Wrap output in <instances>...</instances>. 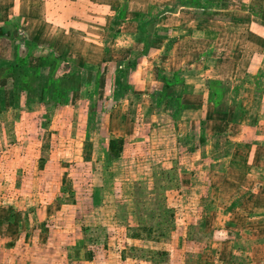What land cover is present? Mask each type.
I'll use <instances>...</instances> for the list:
<instances>
[{
	"label": "rangeland",
	"instance_id": "rangeland-1",
	"mask_svg": "<svg viewBox=\"0 0 264 264\" xmlns=\"http://www.w3.org/2000/svg\"><path fill=\"white\" fill-rule=\"evenodd\" d=\"M67 66L45 93L31 79L25 106L0 116V207L30 219L0 242V264H224L222 240L240 247L216 188L226 147L200 142L203 126H177L160 84L140 92L132 76L137 88L110 98L111 78L81 89ZM119 105L112 125L107 107ZM112 138L123 139L117 157Z\"/></svg>",
	"mask_w": 264,
	"mask_h": 264
},
{
	"label": "crops",
	"instance_id": "crops-1",
	"mask_svg": "<svg viewBox=\"0 0 264 264\" xmlns=\"http://www.w3.org/2000/svg\"><path fill=\"white\" fill-rule=\"evenodd\" d=\"M176 1L0 0V116L25 106L19 96L28 93L31 79L45 93L71 63L67 76L81 89L86 78L87 87L101 78L106 87L111 78L116 91L110 98L124 84L137 88L132 76L140 92L160 84L157 90H166L177 111V126H203L205 145L226 147L216 188L226 204L225 226L240 247L233 248L228 234L221 262L245 264L240 254L254 252L250 264H264V0ZM58 62L60 68H51ZM63 93L66 99L72 90ZM117 107H107L112 125ZM24 216L0 207L1 244L10 241L9 230L30 220Z\"/></svg>",
	"mask_w": 264,
	"mask_h": 264
},
{
	"label": "trees",
	"instance_id": "trees-1",
	"mask_svg": "<svg viewBox=\"0 0 264 264\" xmlns=\"http://www.w3.org/2000/svg\"><path fill=\"white\" fill-rule=\"evenodd\" d=\"M175 4H179V5H187L188 4V5H191V6H196V5L198 6L199 0H177ZM122 140H123L122 138H112L109 141V148H110V151H111V153L113 154L114 157H117L120 154L121 150H122V147L119 144V143H122ZM199 141L203 142L204 140H203L202 137H200Z\"/></svg>",
	"mask_w": 264,
	"mask_h": 264
}]
</instances>
